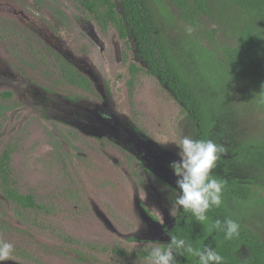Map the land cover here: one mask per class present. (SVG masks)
Listing matches in <instances>:
<instances>
[{
  "label": "rangeland",
  "instance_id": "1",
  "mask_svg": "<svg viewBox=\"0 0 264 264\" xmlns=\"http://www.w3.org/2000/svg\"><path fill=\"white\" fill-rule=\"evenodd\" d=\"M8 2L47 24L49 19L33 10L41 5L53 8L55 3H61L57 7L64 11L73 9L71 0H0L1 50L4 48L1 41L6 31V28L3 29L6 27L4 19L8 17L15 25L22 27L16 21L17 17L4 13ZM171 11L177 17L181 15L176 6ZM67 17V32L69 31L70 37L67 34L64 38L68 48H63L62 52L71 49L76 55L81 52L84 55L79 39L80 30L69 14ZM190 29L194 33L193 23H188V31ZM11 30L15 31V35L20 34L26 40L29 39L25 29L12 27ZM67 32L65 30L63 33ZM32 44V47L37 48ZM87 46L90 52L93 51V58H100L96 46ZM42 54L47 55L46 48L42 50ZM15 62L19 64L20 61L12 62L14 71L23 72L24 66L20 67ZM94 62V69L101 71L103 77L107 72L118 73L122 69L121 65L115 66L114 61H109L107 65L103 61ZM24 73L26 82L36 79L35 83L40 85L41 92L43 87L51 85L50 79L42 73ZM120 84L118 90L113 92L117 109L123 117L119 116V119L125 120L127 115L128 121L139 123L140 130L152 139V144L161 147L164 154L173 155L165 163L168 167L172 158H177L176 150L171 144L167 148L162 147L163 142L184 135L194 138V123L154 76L139 78L135 94L129 101L124 83L121 81ZM59 87L64 88L61 85ZM4 88L0 86V93ZM94 94L87 103L91 106L101 105L100 96H95L97 99ZM17 101V97L4 99L0 94V122L6 124H2V127L9 132V135L0 138V145L5 146L10 142L15 146L11 154L14 186L24 194H33L36 202L42 203L50 211L44 215L38 208L23 209L2 196L3 191L0 189V239L14 245V259L11 261L19 264H120L116 252H111L113 245L141 252L153 242H165L160 235L144 232L147 230L145 217H149L160 227L165 225L166 220H173L172 200L176 192L170 186L165 187V179L153 175L146 177L136 161L125 160L126 153L121 147L106 138L96 139L87 135L90 133L86 131L82 133L64 125L60 119L52 121L29 114L26 110L18 115L13 114L15 106L12 105ZM114 107L112 104L113 109ZM43 113L39 110L40 115ZM25 115L27 118H24ZM115 159L120 161L114 162ZM168 182L172 184V180ZM165 192L170 193L171 200L164 198L167 196ZM92 198L98 203L100 210L108 213L112 221L115 220L114 223L117 222L116 219L119 220L120 225L117 227L121 231L127 229L124 231L126 235L133 228L135 232L125 238L101 225V220L92 210ZM122 208L137 210L131 217L132 221L124 215ZM92 247L99 250L105 247L106 250L102 251L103 254H98L94 253ZM120 262L123 264L121 260ZM133 262L149 264L143 256H138Z\"/></svg>",
  "mask_w": 264,
  "mask_h": 264
},
{
  "label": "trees",
  "instance_id": "2",
  "mask_svg": "<svg viewBox=\"0 0 264 264\" xmlns=\"http://www.w3.org/2000/svg\"><path fill=\"white\" fill-rule=\"evenodd\" d=\"M82 1L137 39L149 73L194 123V138L226 149L214 170L225 181L223 203L208 216L239 221V236L226 240L223 232L210 234L183 211L173 233L194 246L211 242L224 264H264V0ZM187 22L195 25L194 33ZM9 152L0 158L2 195L33 206L32 195L9 184ZM140 254L147 257L145 250ZM178 261L197 264L191 257Z\"/></svg>",
  "mask_w": 264,
  "mask_h": 264
},
{
  "label": "flooded vegetation",
  "instance_id": "3",
  "mask_svg": "<svg viewBox=\"0 0 264 264\" xmlns=\"http://www.w3.org/2000/svg\"><path fill=\"white\" fill-rule=\"evenodd\" d=\"M71 1L73 3V9L69 12L57 7L58 5H62L61 3H55L53 8H46L45 5H41L37 10H33L34 13L42 14L44 17H47L49 19L48 24L44 21L35 19V17L27 14L21 8H15L11 3H6L4 13L7 16L14 15V18L17 17L16 21L18 24H21L22 27H20V25H15L8 17L4 19L6 27L3 29L5 30L6 28V31H4V38L1 41L4 48L2 50L0 49V86L5 87L0 93L2 98L17 97L18 101L12 105L15 106L13 108V114L15 115H18L19 112L23 113L26 110L29 114L49 118V120L52 121L60 119V122L64 125L74 130H79L82 133H90L87 135L96 139L106 138L115 145L121 147L122 151L127 154H124L126 157L125 160L136 161L141 168L140 171L142 170L141 172H144L146 177L153 175L160 179H165L166 181L164 184L170 186L169 188L175 191V177L165 164L173 155H168L169 153L164 154L161 147L152 144V139L148 137L145 132L140 130L139 123H135L134 120L128 121L127 115H125V120L121 121L119 119V116L122 117V115H120L121 112L117 109V103L115 102L113 92L116 91V89L118 90L122 81L127 91V100L129 101L135 94L136 81L139 78L151 75L146 62L138 54L137 39L130 34L123 35L119 31L117 23L112 18H99L94 11L86 6L84 1ZM55 2H57V0H55ZM68 14L72 17L75 25L80 30L79 39L81 40L80 42H82L81 49L84 55L82 52L76 55L71 49H67L68 51L65 53L62 52V49L67 47L64 38L67 34L70 37L69 31L67 32ZM12 27H16V29H25L29 39L26 40L24 36L20 34L15 35V31L11 30ZM7 28L9 30H7ZM65 30L67 33H63ZM32 43H34L37 48L32 47ZM88 44L98 48L100 58H93V51H89L90 48L87 46ZM45 48L47 53L46 56L42 54V50H45ZM13 50H16V52ZM19 52L22 55H16ZM106 52L108 53L107 55ZM13 61H20L19 64L16 62L15 64L20 67L24 66L23 72L20 70L14 71L15 69L12 67ZM94 61H103L105 65L109 64V61H114V63H116L114 65H121L120 67L122 69L119 70L118 73L116 71L107 72L105 77H103L101 71L94 69ZM24 72L42 73L50 79L51 85L43 87V92H41L39 91L40 85L38 86L35 83L36 79H29V83L25 81L26 74ZM60 85L65 89L60 88ZM162 86L167 88L163 84ZM4 92L6 94H3ZM93 93H95L94 97L100 96L102 100L101 105L91 106L87 103L89 99H91ZM112 104L115 106L114 109L112 108ZM39 110L44 113L40 115ZM134 116L136 117L135 113ZM24 118H27L26 115ZM2 124L4 126L6 125L0 122V138L9 133L5 131ZM8 148L10 149L8 161L10 175L9 184L15 187L12 179L13 169L11 168V154L15 146L10 142L6 143L5 146L1 144L0 158L2 153ZM155 149L157 153L154 152ZM83 154L85 155V153ZM173 159L176 158H172V160ZM119 161L120 159L114 160V162ZM169 180H172V184L168 182ZM167 183H169V185ZM15 188L17 189V187ZM0 189L2 191L4 189L2 182L0 184ZM19 192L22 193L21 191ZM24 195H32L34 198L33 194ZM166 195L167 196L164 198L171 200L170 193L167 192ZM34 203L33 206L17 205L23 209L38 208L44 215H47L50 211L42 203H37L35 198ZM90 204L92 210L99 217L98 219L101 220V225L106 226L113 233L124 235L123 237L126 238L130 237L133 232H135L133 228L132 231L129 230L131 233L126 235L124 231L127 229L121 231L119 227H117V225H120L119 220L116 219L117 222L114 223L115 220L112 221L108 213L99 209L98 203L94 198L91 199ZM122 210L129 221L133 220L131 217L137 212L136 209L128 210L122 208ZM180 212L181 211L177 210L175 218L173 217L172 221L166 220L165 225L162 227L153 223L152 219H149V217H145L147 230L145 229L144 232H148L152 235H160L161 238H164L163 241L165 242H163V244H166L170 238L167 237L165 233L174 232ZM93 249L94 253L98 254H103L104 252L102 251L106 250L105 247L100 250L98 248ZM111 252H116V256L118 257L117 260H119L120 264V260L123 264H134L133 261H135V258L143 256L140 254L142 251L139 252L130 248L125 250L123 247L120 248L115 245L111 247ZM90 259L93 260V258ZM8 262L9 261L5 262V264H8ZM88 264H90V262H88Z\"/></svg>",
  "mask_w": 264,
  "mask_h": 264
},
{
  "label": "clouds",
  "instance_id": "4",
  "mask_svg": "<svg viewBox=\"0 0 264 264\" xmlns=\"http://www.w3.org/2000/svg\"><path fill=\"white\" fill-rule=\"evenodd\" d=\"M169 144L175 148L177 157L168 164L175 177L176 195L172 200L174 218L175 210L190 213L210 234L223 232L226 240L238 237L241 229L239 221L232 218L211 220L208 216L212 208H219L223 203L225 181L214 170L226 152L224 145L188 135L166 140L162 147L167 148ZM165 235L170 238L166 244L153 242L146 246L149 264H179V257H191L197 264H224V257L211 242L194 246L178 233L166 232ZM14 252L15 247L11 242L0 239V264L13 260Z\"/></svg>",
  "mask_w": 264,
  "mask_h": 264
},
{
  "label": "water",
  "instance_id": "5",
  "mask_svg": "<svg viewBox=\"0 0 264 264\" xmlns=\"http://www.w3.org/2000/svg\"><path fill=\"white\" fill-rule=\"evenodd\" d=\"M154 152L157 153V150L155 149ZM8 264H19V263H16V262H13V261H9Z\"/></svg>",
  "mask_w": 264,
  "mask_h": 264
}]
</instances>
